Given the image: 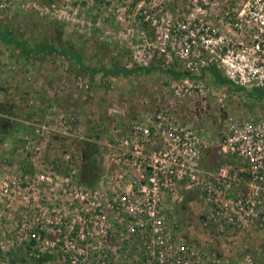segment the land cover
I'll list each match as a JSON object with an SVG mask.
<instances>
[{
  "label": "built area",
  "instance_id": "2783aa9c",
  "mask_svg": "<svg viewBox=\"0 0 264 264\" xmlns=\"http://www.w3.org/2000/svg\"><path fill=\"white\" fill-rule=\"evenodd\" d=\"M184 1V17L165 19L158 46L184 72L171 97H133L135 116L126 120L111 111L118 119L103 138L84 135L75 113L55 107L50 122L35 129L94 145L102 167L91 186L79 182V167L63 179L60 195L72 200L60 203L73 206L74 219L62 217L69 239L59 245L61 263L227 264L175 221L176 207L188 197L200 202L202 227L221 237L257 222L264 226V107L228 110L217 85L205 80L213 67L234 85L264 91V0ZM151 52L147 47L144 54ZM209 100L225 110L218 139L205 136ZM211 146L239 166L207 169L203 159ZM228 263L264 264V246Z\"/></svg>",
  "mask_w": 264,
  "mask_h": 264
},
{
  "label": "rangeland",
  "instance_id": "374dc122",
  "mask_svg": "<svg viewBox=\"0 0 264 264\" xmlns=\"http://www.w3.org/2000/svg\"><path fill=\"white\" fill-rule=\"evenodd\" d=\"M186 11L184 0H0V31L29 46L50 42L59 51L27 54L19 45L0 40V118L6 121L0 120L6 123L0 131V264H31L36 259L40 264H72L59 260V245L69 239L62 217L66 223L74 219L73 206L60 203L72 197L60 194L63 179L78 170L84 142L35 129L50 122L49 110L55 107L75 113L84 135L103 138L118 119L111 111L122 112L126 120L135 116L133 97H171L172 85L182 77L161 69L171 64L179 70V64L170 62L158 46L165 19L180 21ZM66 45L77 61L64 53ZM147 47L152 48L149 58ZM134 54L149 69L146 73L103 76L93 70L132 67ZM205 80L215 84L209 75ZM217 91L228 110L264 107V96L250 89L219 84ZM206 105V139H218L225 110L211 100ZM203 162L210 170L229 169L228 163L239 166L238 159L213 146ZM40 173L47 178L38 181ZM200 211V202L188 197L176 207L174 219L205 252L227 258L229 264L264 246V226L258 222L224 238L202 227Z\"/></svg>",
  "mask_w": 264,
  "mask_h": 264
},
{
  "label": "trees",
  "instance_id": "16d2710c",
  "mask_svg": "<svg viewBox=\"0 0 264 264\" xmlns=\"http://www.w3.org/2000/svg\"><path fill=\"white\" fill-rule=\"evenodd\" d=\"M0 40L7 42V43L19 45L20 49L26 52L27 54H33V53L50 54L52 52H56V53L59 52L50 42L36 43V44L29 46L24 41H19L17 39H13L9 37L8 32H5V31H0ZM64 53L68 54V56L73 58L75 61L78 60V56L73 51L71 46L66 45ZM156 68L159 69L158 67ZM93 70L96 72H99L100 75L104 76V75H116L120 73L128 74V73H133L136 71H139L141 73H146L149 69L145 65L134 64L132 67H128V68L127 67H117L114 65L112 68L94 67ZM161 70L164 73L170 74L174 77L184 76V72L174 69L173 67H171V64ZM204 70L205 69H203L201 73H203ZM207 71L211 79L213 80V82H215L216 85L226 84L228 86H232L235 89L243 90V87L234 85L229 80L222 77L215 68L208 67ZM250 90L254 91V94L256 96L263 95L264 93V91L258 88H252ZM248 96L250 95L248 94ZM0 120L6 122L5 120L1 118ZM4 126H6V123L0 124V131H2ZM81 152L82 153H81V161H80V166H79V182L85 186H91L95 183L98 170H99V162H98V159L96 158V149L94 145L90 143H83L81 145ZM31 264H40V262L35 261L34 263H31Z\"/></svg>",
  "mask_w": 264,
  "mask_h": 264
},
{
  "label": "crops",
  "instance_id": "0c3cea01",
  "mask_svg": "<svg viewBox=\"0 0 264 264\" xmlns=\"http://www.w3.org/2000/svg\"><path fill=\"white\" fill-rule=\"evenodd\" d=\"M135 114V113H134ZM204 155H206V154H204Z\"/></svg>",
  "mask_w": 264,
  "mask_h": 264
}]
</instances>
